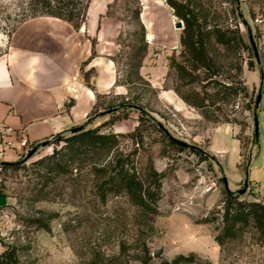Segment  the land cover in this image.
Returning <instances> with one entry per match:
<instances>
[{
	"label": "rangeland",
	"instance_id": "obj_1",
	"mask_svg": "<svg viewBox=\"0 0 264 264\" xmlns=\"http://www.w3.org/2000/svg\"><path fill=\"white\" fill-rule=\"evenodd\" d=\"M83 1L70 21L85 45L76 83L95 99L78 130L119 133L118 140L107 147L72 143L70 130L2 165L0 191L11 202L0 206L1 252L15 245L23 264H138L147 247L152 264L179 254L192 255L184 264H264L252 223L219 244L220 219L196 222L222 207L229 182L230 154L212 152L215 129L231 125L241 143V170L264 150V0H190L207 28L237 29L243 40L227 48L211 38L210 69L183 51V26L176 49L149 40L144 0H109L96 30L86 15L91 0ZM37 7V0H0V57ZM118 156H128L143 179L152 167L165 172L157 214L105 183ZM233 191L240 199H264V186L248 178Z\"/></svg>",
	"mask_w": 264,
	"mask_h": 264
},
{
	"label": "crops",
	"instance_id": "obj_2",
	"mask_svg": "<svg viewBox=\"0 0 264 264\" xmlns=\"http://www.w3.org/2000/svg\"><path fill=\"white\" fill-rule=\"evenodd\" d=\"M107 3L109 0L89 2L86 15L93 30L99 28L98 15ZM144 3L143 19L149 40L178 48L179 28L172 8L162 0ZM84 55L81 33L65 19L35 16L13 31L6 53L0 57V123L14 129L6 136L10 144L0 143V176L2 165L17 162L27 148L58 133L79 129L95 99L92 89L76 83ZM165 95L168 100L173 97L170 91ZM232 132L231 125L223 124L215 129L211 141L212 152L230 154L227 188L233 191L246 178L264 186V150L249 169H239L241 143ZM22 134L28 139L27 147L20 145ZM10 202L11 197L0 191V206Z\"/></svg>",
	"mask_w": 264,
	"mask_h": 264
},
{
	"label": "trees",
	"instance_id": "obj_3",
	"mask_svg": "<svg viewBox=\"0 0 264 264\" xmlns=\"http://www.w3.org/2000/svg\"><path fill=\"white\" fill-rule=\"evenodd\" d=\"M173 8L175 14L183 20V33L181 36V45L183 51L194 63L199 64L205 69H210L212 60L207 52V46L211 38L220 45L227 48L243 45L242 37L237 29L223 28L218 24L207 28V21L199 11H195L192 1L166 0ZM83 0H37L38 7L33 10L35 16L51 15L71 21L79 15L78 4ZM40 9V11L38 10ZM40 13H39V12ZM39 13V14H36ZM182 98L194 106L200 105L191 101L188 97L181 94ZM119 133H101L98 128L77 130L68 137L72 143L91 144L99 147H107L115 142ZM174 141V140H172ZM13 164V163H12ZM5 166L11 165L9 163ZM165 172L151 168L143 179L138 175L134 162L127 157L118 156L114 159L108 170L106 184H113L118 190L127 193L130 201L144 212L155 215L158 213V201L162 196V180ZM222 209H213L211 216H205L198 219L197 223H210L220 219L222 226L219 229L215 240L219 244H224L226 240L237 235L238 231L246 225L252 223L259 233V240L264 244V199L262 201H248L240 199L234 191L225 188L222 191L221 198ZM218 217H215V215ZM182 254L177 255L172 260L164 259L160 264H184L191 260ZM138 264H152V255L150 250L137 257ZM0 264H23L19 248L15 245L8 247L0 253ZM125 264H131L126 261Z\"/></svg>",
	"mask_w": 264,
	"mask_h": 264
},
{
	"label": "built area",
	"instance_id": "obj_4",
	"mask_svg": "<svg viewBox=\"0 0 264 264\" xmlns=\"http://www.w3.org/2000/svg\"><path fill=\"white\" fill-rule=\"evenodd\" d=\"M13 128L9 125H6L4 123H0V143L3 145V146H8L10 143L9 141L6 139V136L8 134H10L11 132H13ZM20 145L22 147H27L28 146V139L25 135H21V139H20ZM28 151V148L26 149V152L27 153Z\"/></svg>",
	"mask_w": 264,
	"mask_h": 264
},
{
	"label": "water",
	"instance_id": "obj_5",
	"mask_svg": "<svg viewBox=\"0 0 264 264\" xmlns=\"http://www.w3.org/2000/svg\"><path fill=\"white\" fill-rule=\"evenodd\" d=\"M176 26L177 27H182L183 26V22L180 20V21H178L177 23H176ZM77 130H74V132H76ZM255 132H256V134L258 135V122H257V120H256V123H255ZM33 152H34V149H32L27 155H26V157H29V156H31L32 154H33Z\"/></svg>",
	"mask_w": 264,
	"mask_h": 264
}]
</instances>
